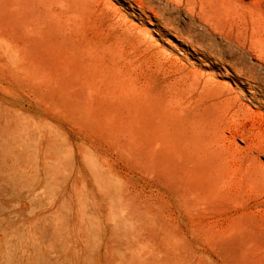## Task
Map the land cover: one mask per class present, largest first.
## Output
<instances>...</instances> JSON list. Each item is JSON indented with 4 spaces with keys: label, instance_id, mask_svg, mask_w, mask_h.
<instances>
[{
    "label": "rangeland",
    "instance_id": "obj_1",
    "mask_svg": "<svg viewBox=\"0 0 264 264\" xmlns=\"http://www.w3.org/2000/svg\"><path fill=\"white\" fill-rule=\"evenodd\" d=\"M0 264H264V0H0Z\"/></svg>",
    "mask_w": 264,
    "mask_h": 264
},
{
    "label": "bare ground",
    "instance_id": "obj_2",
    "mask_svg": "<svg viewBox=\"0 0 264 264\" xmlns=\"http://www.w3.org/2000/svg\"><path fill=\"white\" fill-rule=\"evenodd\" d=\"M170 13H171V12H170ZM168 19H169V18H168ZM169 22H170V21H169ZM225 39H226V38H225ZM215 45H216V44H215ZM209 47H212V45L210 44ZM230 50H232V49H230Z\"/></svg>",
    "mask_w": 264,
    "mask_h": 264
}]
</instances>
